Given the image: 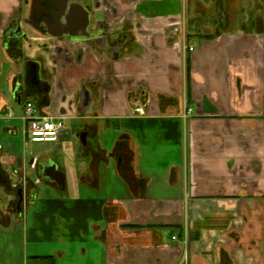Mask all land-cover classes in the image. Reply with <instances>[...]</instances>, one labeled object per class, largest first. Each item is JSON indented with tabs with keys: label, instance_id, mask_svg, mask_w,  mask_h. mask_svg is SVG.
I'll return each instance as SVG.
<instances>
[{
	"label": "crops",
	"instance_id": "crops-1",
	"mask_svg": "<svg viewBox=\"0 0 264 264\" xmlns=\"http://www.w3.org/2000/svg\"><path fill=\"white\" fill-rule=\"evenodd\" d=\"M33 3L0 0V264H264V0H85L56 40Z\"/></svg>",
	"mask_w": 264,
	"mask_h": 264
},
{
	"label": "flooded vegetation",
	"instance_id": "flooded-vegetation-1",
	"mask_svg": "<svg viewBox=\"0 0 264 264\" xmlns=\"http://www.w3.org/2000/svg\"><path fill=\"white\" fill-rule=\"evenodd\" d=\"M82 1L85 0H34V3L32 4V7L30 9V15L24 20V24L35 26L37 29L42 31L44 35H48L51 39L56 40V38H52V34L53 32L62 28L63 20H67L69 22L73 21L74 24H78L81 22L80 18L85 10L84 8L79 6L77 2ZM98 4L99 5L95 4L94 7L101 6L100 3ZM110 9L113 10L114 8L111 6ZM85 22L86 20L83 21V23ZM25 34L26 33H24L23 35L25 36ZM44 49L49 51V47L47 45L44 46ZM37 82H39L38 75L34 72L30 73L26 78L28 93L32 92L31 89L34 83ZM48 95H50L49 92ZM47 98L50 97L48 96ZM42 101L43 100H41V102ZM34 105L37 106L35 103ZM79 138V141L82 144L83 136L81 135V137L79 136ZM55 176H57L56 178L59 179V175Z\"/></svg>",
	"mask_w": 264,
	"mask_h": 264
},
{
	"label": "built area",
	"instance_id": "built-area-1",
	"mask_svg": "<svg viewBox=\"0 0 264 264\" xmlns=\"http://www.w3.org/2000/svg\"><path fill=\"white\" fill-rule=\"evenodd\" d=\"M193 51V47H189ZM191 111L188 112L190 114ZM26 134L32 143H55L67 125L61 118H44L38 115L36 107L28 103L25 109Z\"/></svg>",
	"mask_w": 264,
	"mask_h": 264
},
{
	"label": "water",
	"instance_id": "water-1",
	"mask_svg": "<svg viewBox=\"0 0 264 264\" xmlns=\"http://www.w3.org/2000/svg\"><path fill=\"white\" fill-rule=\"evenodd\" d=\"M53 173V174H52ZM55 175H59L60 177L62 176V179H57ZM44 176L50 180L56 181L58 184L64 185V177L63 174L60 173L59 171L56 170L54 167H49L48 169L45 170Z\"/></svg>",
	"mask_w": 264,
	"mask_h": 264
}]
</instances>
